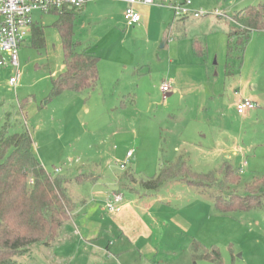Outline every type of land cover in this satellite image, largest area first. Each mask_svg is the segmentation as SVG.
<instances>
[{
    "label": "rangeland",
    "instance_id": "rangeland-1",
    "mask_svg": "<svg viewBox=\"0 0 264 264\" xmlns=\"http://www.w3.org/2000/svg\"><path fill=\"white\" fill-rule=\"evenodd\" d=\"M156 3L171 9L173 14L164 16L173 22L171 30L166 25L165 36L157 21L147 31L132 34L135 27H126L124 17L120 19L122 8L118 1L99 0L86 5L81 13L80 9H74L78 14L74 40L100 58L101 82L95 92H66L55 98L51 97L52 82L65 71L62 36L57 25L59 17L36 13L38 27L44 31V43L37 48L30 32L21 44L16 87L10 85V79L16 77L14 70L0 67V127L6 124L10 133L28 132L34 141L36 156L53 175L56 168H63L62 174L72 178L80 173H96L100 184L126 173L136 176L138 186L130 180L121 190L128 195L132 189L137 190L135 186L145 191L141 185L143 180L157 176L183 155L193 174L212 175L218 185L201 192L205 193L206 206L200 202L197 205L196 200L187 193L182 194L175 185L161 189L172 199H183L185 209L193 202L185 215L195 222L196 228L184 238L191 242L199 240L219 254L218 261L201 260L198 264H264V196L259 206L226 214L217 210L211 198L213 194L246 196L247 187L264 177V104L249 97L253 91L264 99V34H252L244 55L234 53L227 62H220L218 69H213L210 78L219 82L217 94L213 95L210 85L207 86L211 98L204 100V111L198 109V98L185 96L183 101L185 97L171 91L164 99L162 93V85L168 82L173 70L172 57L162 46L164 39L181 43L185 32L188 36L184 42L198 35L201 38L197 40L205 46L208 31L220 29L248 7L264 5V0H193L190 10L208 14L199 19L176 16L171 6L182 4L183 0H156ZM104 14H108L105 19ZM260 49L261 55L255 63ZM214 63L215 58L212 66ZM225 64L228 71L222 76L216 75L217 71L224 70ZM235 92L256 103L260 107L258 112L247 119L240 117ZM122 102L125 108L121 107ZM221 110L226 120L219 125L218 111ZM195 118L205 119L207 128L201 125L199 128L206 133L210 132L207 129L212 126L211 121L216 123L215 134H224L225 151L214 150L210 133L206 140L190 132L181 138L182 124L186 126ZM183 140L188 144L177 154L173 149ZM238 148L241 152L235 154ZM130 151H134L136 158L121 170L120 165ZM225 163H229L235 176L238 173L239 183H230L221 173ZM93 184L73 181L68 185L75 204L79 194H85ZM175 205L172 202L171 206ZM153 243L159 254L149 257L150 261L144 264H193L189 252L181 250L183 246L176 242L175 236L166 234L163 240L156 238ZM59 246L52 252L42 245H34L17 259L18 264H88L81 255L71 260L59 258L63 253H58ZM108 258L111 256L103 260ZM135 264L143 263L139 260Z\"/></svg>",
    "mask_w": 264,
    "mask_h": 264
},
{
    "label": "trees",
    "instance_id": "trees-1",
    "mask_svg": "<svg viewBox=\"0 0 264 264\" xmlns=\"http://www.w3.org/2000/svg\"><path fill=\"white\" fill-rule=\"evenodd\" d=\"M59 15L58 28L62 36L65 71L52 82L51 97L66 92L88 93L99 85L100 58L88 48H81L74 40L75 10H65ZM235 27L229 35L228 57L234 53L244 55L251 35L264 32V5L248 7L233 16ZM34 45L44 43V31L34 23L32 27ZM199 56L204 55L203 46L194 41ZM237 172V171H236ZM221 173L230 183H239L240 176L225 164ZM235 176V178H233ZM93 175L80 173L68 177L65 174H51L35 155L34 141L28 132L10 133L7 125L0 127V264H18V258L34 245L51 247L58 240L63 227L70 221L75 203L68 185L73 181L85 184L94 181ZM231 178L235 179L231 182ZM225 179V181H226ZM185 182L203 191L216 185L214 176H199L190 170L185 157L169 164L157 175L143 180L141 185L147 191L155 192L166 183ZM264 177L247 187L246 196L211 195L221 214L234 210H247L262 204ZM193 264L199 261H218L219 254L207 248L199 240L188 246Z\"/></svg>",
    "mask_w": 264,
    "mask_h": 264
},
{
    "label": "crops",
    "instance_id": "crops-1",
    "mask_svg": "<svg viewBox=\"0 0 264 264\" xmlns=\"http://www.w3.org/2000/svg\"><path fill=\"white\" fill-rule=\"evenodd\" d=\"M118 3H120L122 8L120 19L123 20L126 4L123 2ZM88 5L90 4H87V6ZM85 6L79 10L80 13L85 9ZM193 6L194 4L192 7ZM138 11L142 14L143 20L140 25L135 26L132 34H138L145 30L147 31L150 25L156 21L161 23L163 30L162 36H165L167 24L170 25L169 29L171 30V24H173V22L171 20V22H169L168 19L164 18L166 15H173L171 9L162 7L160 4L156 3V0L155 4L152 6H138ZM37 14L42 15L43 13ZM107 16L108 14L102 15L104 19ZM176 20L177 19H174V21ZM34 23H38L35 17ZM234 27L235 24L231 18L227 24L220 26V29H211L208 31L206 40H204L206 44L203 46V50L205 51L203 56H199L195 49H193L194 46H192L194 41H198L197 39L201 38L198 35H193L195 39L192 37V40H188V42H184L185 38L188 36L185 32L182 33L184 40L181 43H176L175 40H163V48L165 47V49H168L169 52L167 55L172 57L171 64L173 65V70L169 73V80L167 82L172 87L171 91L175 93L179 92L181 98L185 96L198 98V109L200 112L205 109L206 102H204V100H209L211 98L207 86L210 85L213 95L217 94L216 89L219 82H213L210 77L213 73V69L219 68L220 62L223 61L225 63L227 59H229L228 51L225 50L228 49L229 35ZM262 33L264 34V32ZM222 52H224L223 56L220 55ZM261 52L262 49H260L259 52L257 51V53L260 54L257 55L258 57L255 63L259 60ZM214 58L215 63L212 66L211 61L213 62ZM223 67L224 70L217 71L216 75L219 76L221 74L222 76L223 73L228 71L227 64ZM100 80L101 79H99V84L101 82ZM96 90L97 88L94 89L93 92ZM169 95H171V93ZM186 97L183 98V101ZM236 97V104L242 99L250 100L249 98H243L241 94L236 95ZM249 97L256 100V102L260 101L264 104V99L258 97L253 91L249 93ZM121 107H126L125 102L121 103ZM258 109H260L259 106L255 110L246 111L243 115H240L238 112L237 114L247 119L258 112ZM218 112V115L221 116L220 119H218V124L221 125L220 123L226 120V115L224 110ZM215 124L216 123L211 121L210 125L212 126H208L207 129V131L210 132L206 133L204 129L201 130L199 128V125H201L200 127L207 128L205 119H190L186 126L182 124L180 129L181 138H184L188 132H190L206 140L207 135L210 133V135L212 134L211 144L214 150L216 148H218L217 150H224L226 149L223 144L226 143L224 142V134L216 136L215 132L217 128ZM186 144H188L187 141L183 140L179 147L176 146L173 149L174 152L179 154ZM238 152H241V149H236L235 154H238ZM181 156L183 155H179V158ZM135 158L136 154H134L132 160ZM42 164L45 166L43 160ZM225 164L229 165V163ZM93 169L96 168L93 167ZM91 175L94 176V181L91 182L94 183L92 188H87L85 194H79V200L78 203L75 204V210L71 215L70 221L63 227L55 244L48 248L45 247L47 250L54 252L52 249L60 244L57 251L58 253L63 251V253H60V257L56 254L57 257L64 260H71L75 259L77 255H81L82 258H85L84 260L88 261L86 262L88 264H101V262H103V264H135V262L138 263L139 260L144 264L150 261L149 257L159 254L157 246L153 243L155 239L158 238L161 241L165 235L168 234L170 236H175L176 242H179V244L183 246L181 250L184 253L188 251L191 239L188 240L184 237H186L185 235L191 234L192 230L196 228L195 222L185 215V212H188L187 209L192 207V201L189 204L190 206L185 209L183 208L185 206L183 203L184 201H182L183 199H179L178 197L172 199L173 197H168L161 192V189L168 185H171L170 187L175 185V187H178L177 189L181 190L180 192L182 194L187 193L192 197V200H196V203H198L197 205L203 203V205L206 206V200L204 198L205 193L202 194L204 192L203 190L190 186L185 182L172 181L166 183L155 192L145 189V191H143L137 187L139 185L137 184L138 178L131 174L126 173L125 175L123 174V176L118 175L109 183L105 181L106 184L104 182L101 184L99 183V177L96 173L95 175ZM130 180L137 185L135 186L137 190L132 189V194L128 195L121 190L127 186L126 183L129 184ZM112 194L123 195L122 205L124 207L120 212L110 213L105 208L106 201ZM163 200H166L167 203L163 204ZM172 202H176L175 207L171 206ZM179 202L181 203L178 205ZM61 254H65V256ZM108 255L111 256V258H108L107 261L103 260L107 259Z\"/></svg>",
    "mask_w": 264,
    "mask_h": 264
},
{
    "label": "built area",
    "instance_id": "built-area-1",
    "mask_svg": "<svg viewBox=\"0 0 264 264\" xmlns=\"http://www.w3.org/2000/svg\"><path fill=\"white\" fill-rule=\"evenodd\" d=\"M99 0H0V67L12 68L16 77L10 79V85L16 87L19 78L20 58L19 50L21 44L25 41L31 32L34 24L35 13H51L65 10L81 9L85 5L97 2ZM118 1L126 4L123 14L124 21L128 28L140 25L143 16L138 11V6H152L155 0H109ZM193 0H183L180 5L171 6L177 17H193L196 19L207 16L204 11H192L190 8ZM217 13V11H216ZM172 90L169 83L162 85L163 98ZM239 95L238 92H235ZM258 105L251 100L242 99L237 102V112L243 115L248 110H255ZM134 151L127 153L126 160L120 165L121 170L131 162ZM247 162L244 163V166ZM63 172V168H56L55 174ZM243 172V168L239 169ZM123 195L112 194L106 201L105 208L110 213H117L123 210Z\"/></svg>",
    "mask_w": 264,
    "mask_h": 264
}]
</instances>
